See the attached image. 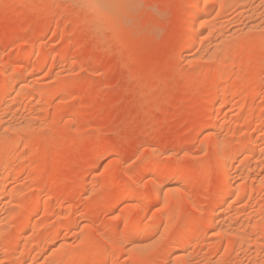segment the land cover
Segmentation results:
<instances>
[{"label": "rangeland", "instance_id": "rangeland-1", "mask_svg": "<svg viewBox=\"0 0 264 264\" xmlns=\"http://www.w3.org/2000/svg\"><path fill=\"white\" fill-rule=\"evenodd\" d=\"M93 1L0 0V264H264V0Z\"/></svg>", "mask_w": 264, "mask_h": 264}, {"label": "bare ground", "instance_id": "bare-ground-1", "mask_svg": "<svg viewBox=\"0 0 264 264\" xmlns=\"http://www.w3.org/2000/svg\"><path fill=\"white\" fill-rule=\"evenodd\" d=\"M92 1V0H91ZM194 2V4H193V2ZM191 2H192V4L194 5V7H192V8H195V9H192L191 11H193V12H191V14H190V18H191V22H194V25L196 24V25H198V26H202V23H203V19H205L204 18V12H205V10H206V6H207V4H208V2H210L211 3V0L209 1V0H203V2L200 4V2H198V0H192ZM200 1V0H199ZM105 0H94L93 1V4H98V5H105ZM112 3V2H111ZM89 4V3H88ZM191 4V3H190ZM100 9V8H99ZM190 13V12H189ZM188 13V14H189ZM190 18H187V19H189L190 20ZM190 22V23H191ZM193 25V24H192ZM191 27V26H190ZM193 28V27H192ZM194 29V28H193ZM192 33V31H191V29H190V32L189 33H187L188 35H187V38L188 39H190V34ZM191 35H193V34H191ZM185 39V41H188V39ZM186 44H185V50H186V52L189 50V48H190V44L189 43H191L190 41L189 42H185ZM193 44V43H192ZM30 48V47H29ZM32 49V48H31ZM27 50V49H26ZM28 51V50H27ZM25 52V51H24ZM26 65V64H25ZM21 69H22V67H21ZM26 69V68H25ZM25 73V72H24ZM20 76V75H19ZM17 80H18V75H17V77H16V75L15 74H13V75H11V76H9L8 78H6L5 79V81H4V85H3V96H4V99L5 98H9L10 97V92L13 90V88L15 87V85H16V83H17ZM1 83H2V81H1ZM2 85V84H1ZM15 89V88H14ZM13 95V94H12ZM3 96H1V97H3ZM11 99V98H10ZM4 102H6V101H4ZM3 103V102H2ZM1 103V104H2ZM0 104V105H1ZM10 104V103H9ZM6 106V105H5ZM1 108V107H0ZM7 107H3L2 108V114H5V113H7L6 111L7 110H9V109H6ZM9 113V112H8ZM211 115V114H210ZM210 115H208V116H210ZM1 116H3V115H1ZM212 116V115H211ZM212 119H213V117H212ZM2 121V123H3V120H1ZM1 121H0V123H1ZM6 121V120H5ZM1 123V124H2ZM6 125H7V123H6ZM5 126V125H4ZM207 127V126H206ZM212 124H209L208 125V129L210 128V129H212ZM203 128V127H202ZM204 130V129H203ZM205 130H206V128H205ZM206 132H208L207 130H206ZM209 133V132H208ZM253 136L254 135H257L256 133H251ZM214 138V137H213ZM215 139H213L212 141H214ZM217 141V140H216ZM214 144H215V142H214ZM213 145V144H212ZM215 146H218V145H215ZM216 150H218V149H216ZM213 151V150H212ZM231 153V152H230ZM214 154H216L215 152H214ZM217 155V154H216ZM219 155V154H218ZM224 155V154H223ZM221 157V156H220ZM218 158V157H217ZM227 158V157H226ZM226 158L225 157H222V158H219V160L218 161H216V162H218V169L220 170V171H224L226 168ZM229 158V157H228ZM228 162V161H227ZM229 166V165H228ZM167 170V169H166ZM151 171V174H152V172L154 173V175H155V177H160V178H162L165 174H166V172H165V170H163V169H159L158 168V166H156V165H153V166H151V167H149L148 168V172H150ZM3 175V174H2ZM226 176V175H225ZM228 179V178H227ZM1 179H0V184H1ZM3 181H4V179H3ZM157 181V180H156ZM229 183V182H228ZM155 185H153V187H154ZM231 186V185H230ZM153 189V188H152ZM155 189V188H154ZM229 189V186H226V187H224L223 189H221V191L219 192V194H218V197H223L224 195H225V193H226V191ZM232 189V188H231ZM230 190V189H229ZM229 192V191H228ZM152 195V194H151ZM47 198V197H46ZM153 198V197H152ZM45 199V198H44ZM46 201H47V199H46ZM30 202L33 204V206L34 205H37L38 203H39V199L36 197H34V198H32L31 200H30ZM40 204V203H39ZM32 206V207H33ZM23 220V219H22ZM27 221V220H26ZM209 221V220H208ZM212 221V220H211ZM29 222V221H28ZM210 222V221H209ZM212 223V222H211ZM26 223H25V221H22V222H20L18 225H12V226H10L8 229H7V231H6V233H9V232H12L14 229H19V230H21V231H23V230H25L26 229ZM214 225V224H213ZM214 227V226H213ZM135 228H136V230H138V231H140V232H148V231H151V227H150V225L149 224H140V225H137V226H135ZM24 232V231H23ZM23 232H20V233H23ZM18 237H20V236H18ZM51 238V237H50ZM180 258V260H181V257H179ZM178 258V259H179Z\"/></svg>", "mask_w": 264, "mask_h": 264}, {"label": "snow or ice", "instance_id": "snow-or-ice-1", "mask_svg": "<svg viewBox=\"0 0 264 264\" xmlns=\"http://www.w3.org/2000/svg\"><path fill=\"white\" fill-rule=\"evenodd\" d=\"M92 7H98V8H103L105 10H109L112 8H117V7H121V5H116V4H105V5H98V4H92L90 5ZM132 163H135V161H133ZM148 163L147 159L141 160L139 164L136 165L135 168H132L131 165H129V171L132 173H135L137 171V169H139L141 167V165H146ZM160 179V177H153L152 178V182L155 183L156 180ZM145 183H147V181H145Z\"/></svg>", "mask_w": 264, "mask_h": 264}]
</instances>
